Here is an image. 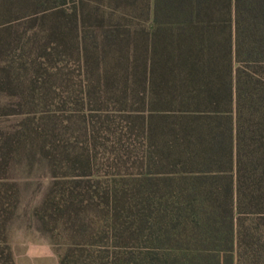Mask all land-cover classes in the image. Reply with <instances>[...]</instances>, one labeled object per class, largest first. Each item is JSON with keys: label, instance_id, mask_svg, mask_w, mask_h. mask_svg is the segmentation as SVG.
Wrapping results in <instances>:
<instances>
[{"label": "trees", "instance_id": "1", "mask_svg": "<svg viewBox=\"0 0 264 264\" xmlns=\"http://www.w3.org/2000/svg\"><path fill=\"white\" fill-rule=\"evenodd\" d=\"M90 1L61 20L84 62L86 44L102 50L114 80L141 90V221L166 253L157 264H264V0ZM38 2L0 0V33Z\"/></svg>", "mask_w": 264, "mask_h": 264}, {"label": "rangeland", "instance_id": "2", "mask_svg": "<svg viewBox=\"0 0 264 264\" xmlns=\"http://www.w3.org/2000/svg\"><path fill=\"white\" fill-rule=\"evenodd\" d=\"M74 1L22 8L0 33V264H157L141 221L147 109L105 52L81 58L61 20Z\"/></svg>", "mask_w": 264, "mask_h": 264}]
</instances>
